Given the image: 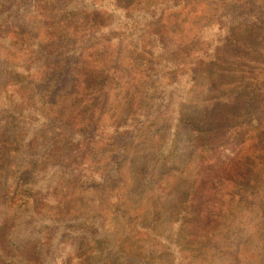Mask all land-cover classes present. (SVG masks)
<instances>
[{
  "label": "trees",
  "instance_id": "obj_1",
  "mask_svg": "<svg viewBox=\"0 0 264 264\" xmlns=\"http://www.w3.org/2000/svg\"><path fill=\"white\" fill-rule=\"evenodd\" d=\"M202 1L216 9L197 12V0H0L4 264H264V0ZM171 20L177 33L163 31ZM191 20L222 32L214 48ZM173 46L179 58L159 55ZM203 73L205 95L185 115ZM218 87L230 100L212 95ZM173 93L166 107L150 106ZM146 114L189 129L194 179L169 238L137 220L119 239L88 206L123 177L137 131L128 127ZM106 123L114 128L102 131ZM119 201V210L134 204ZM126 237L151 255L127 248Z\"/></svg>",
  "mask_w": 264,
  "mask_h": 264
},
{
  "label": "rangeland",
  "instance_id": "obj_2",
  "mask_svg": "<svg viewBox=\"0 0 264 264\" xmlns=\"http://www.w3.org/2000/svg\"><path fill=\"white\" fill-rule=\"evenodd\" d=\"M197 1L198 2L195 3L197 4V12L204 13L208 10L212 11L213 9H216L215 4L203 2L202 0ZM182 15L185 17L186 13H183ZM204 16L206 15L199 17ZM191 22L194 23L193 27H197L198 25H201L202 27L206 26L205 30H200L204 33L203 39L201 40L203 41L202 45H204L203 47L205 48H214L217 44V40L219 38L218 36L222 32L216 30V28H213V26H210V24H206L207 21L201 22L199 24L194 20H191ZM175 23L171 20L170 24H162V26H164L163 31L165 33L167 32L168 34L176 32V30L178 28L180 29L181 27L178 23V25ZM159 55L164 59L172 61V59H177L179 56H181V51L177 50V47L173 46L161 51ZM170 71L172 70H167V72ZM183 78L186 80V76ZM207 79L208 77L204 73L195 77V83H192L190 86V91L192 92L191 94L189 91L190 100L189 102L184 103L182 107L183 111H185V115L190 113L191 105L196 108L200 105V100L205 95V92L200 89V87H204L203 85L206 83ZM144 82L145 84H148L149 81H142L141 84H144ZM174 86L177 89H180L181 83H176ZM218 90H220V92L212 91V95L225 100L230 98V94L228 92L220 89L219 87ZM169 96L168 98H163L161 101H154V103H152L150 106L160 105L159 107H166L167 104H169V98H172V96L175 97L176 94L173 93ZM172 106H174L173 103ZM104 126L105 128H101L102 131H109L114 128V125L110 123H106ZM128 128H131V130L129 129L130 133H133L135 130L137 131L132 140L133 145L127 143V156L130 163L128 161L122 167L121 173L123 177L120 178L118 184L102 189L103 198H100V201L95 203L90 202L88 207L91 211H102L107 216L106 219L108 222H110V228L114 231V233L117 234L118 232L120 234L118 236L119 239H122L120 238L122 234H124L123 238L127 236L129 233L127 227L134 228L135 221L137 220L144 222L141 223L143 227H151L154 232L157 231L158 234H164V238H169L171 233L170 223L173 214L178 210V207L181 204V198L188 189L189 183H191L194 179L193 168H189L190 164L187 165L186 163L188 158L187 154L191 151V138L189 129L185 131L184 127L179 130V128H177L175 125H172V122L170 126L164 125L162 122L153 123L152 116H147V114L146 116L139 117L136 122H134L133 125H130ZM175 144L177 147L174 150ZM159 148L166 150L167 154H161ZM139 172H141V175L138 174ZM250 184L251 187H253L254 184ZM248 185L249 182H247V186ZM242 189H246V187ZM92 195L94 196V193ZM95 195V199L98 200L99 193H96ZM123 196H126L128 200H132L134 204L131 207H126L125 209L122 208L119 210L117 204L120 202L119 199H121ZM156 206L157 208H155ZM129 208H131V210H129ZM158 211L160 212L159 215L157 213ZM126 241L129 242L127 248H130L131 245H134V251L144 250L148 253L147 255H151L149 252L150 248L144 247L143 244H134L132 243L134 239L127 237ZM113 242L115 241L112 240L111 244ZM120 243L123 242L120 241ZM116 245L119 246L118 243ZM114 246L115 245L106 244V247L108 248L106 249V253L115 255L117 249H114ZM120 247L122 246L120 245ZM180 248H183V246H178L175 248V250ZM73 250L74 249H71V254L75 258V252ZM26 251L29 254H32L34 251V246H29ZM155 256H159V253ZM105 259L106 262L109 261L108 258ZM75 263L76 261L72 262V264ZM0 264H4L3 261L0 260ZM212 264L221 263L213 262Z\"/></svg>",
  "mask_w": 264,
  "mask_h": 264
}]
</instances>
